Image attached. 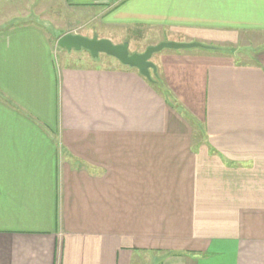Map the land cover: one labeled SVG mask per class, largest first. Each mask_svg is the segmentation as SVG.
<instances>
[{
  "label": "crops",
  "instance_id": "0c3cea01",
  "mask_svg": "<svg viewBox=\"0 0 264 264\" xmlns=\"http://www.w3.org/2000/svg\"><path fill=\"white\" fill-rule=\"evenodd\" d=\"M65 4L117 43L156 30L138 52L210 47L162 49L153 82L114 56L58 64L35 0H0V264H264V44L240 48L264 0Z\"/></svg>",
  "mask_w": 264,
  "mask_h": 264
},
{
  "label": "rangeland",
  "instance_id": "374dc122",
  "mask_svg": "<svg viewBox=\"0 0 264 264\" xmlns=\"http://www.w3.org/2000/svg\"><path fill=\"white\" fill-rule=\"evenodd\" d=\"M35 21L44 28V30L48 33L51 38L53 46L56 48V62L58 64L63 62V55L70 54L72 57L70 60L76 63H85L83 61L84 58H91L94 60V57L91 55L90 51L87 49L81 50H67L64 51L62 47L58 45V37L62 34L72 32V31H79L82 35L88 37L98 36V38H108L112 42L117 43L119 37L121 36V28H117L115 26L107 25L102 23L101 17H92L91 13L85 11L84 9H77V8H68L66 7L65 0H35ZM10 12L6 10L5 7H0V15L5 17L9 15ZM96 31V33H94ZM73 33V32H72ZM129 38H132L130 41L129 49L131 52H138L137 48L142 46L147 41L153 39L156 40V37H159V33L156 30L147 31V29L136 28L129 34ZM167 38L170 39V35H166ZM172 37V36H171ZM251 38H254L250 41V43L244 42V44L240 48L251 49L256 48L257 46H261L264 44V36H260V34H255ZM250 38V39H251ZM258 39V41H257ZM128 41V40H126ZM136 41L139 44H136ZM163 41H176V42H186L183 40H157L156 44H159ZM256 41L258 43H256ZM129 42V41H128ZM203 43V42H202ZM154 44V45H156ZM205 44V43H204ZM207 45V44H206ZM202 47H191V48H184V50H192V49H201ZM233 50V48H231ZM228 49V50H231ZM172 50L171 48H164L163 51ZM227 50V49H226ZM235 50V49H234ZM60 51L65 52L63 54ZM155 52L152 56V59L155 58L156 54L159 53ZM89 56V57H88ZM65 58V57H64ZM97 58L98 60H105L106 62L109 59H113L111 55L101 53ZM95 58V59H97ZM240 58V56H239ZM245 58L241 57L240 59ZM247 59V58H245ZM99 61V62H101ZM196 133L199 135L200 129L196 126ZM196 136L194 141H200V137Z\"/></svg>",
  "mask_w": 264,
  "mask_h": 264
},
{
  "label": "water",
  "instance_id": "95a60500",
  "mask_svg": "<svg viewBox=\"0 0 264 264\" xmlns=\"http://www.w3.org/2000/svg\"><path fill=\"white\" fill-rule=\"evenodd\" d=\"M58 45L67 50H81L87 49L94 58H97L101 53H105L119 59L123 64L136 67L140 73L152 80V71H156L157 65L152 60L155 52L161 51L164 48L182 49L191 47L210 46L199 42H176L163 41L156 45L148 46L143 52H131L129 49V42L114 43L108 38H98V36L88 37L78 33L68 32L61 35L58 39Z\"/></svg>",
  "mask_w": 264,
  "mask_h": 264
},
{
  "label": "trees",
  "instance_id": "16d2710c",
  "mask_svg": "<svg viewBox=\"0 0 264 264\" xmlns=\"http://www.w3.org/2000/svg\"><path fill=\"white\" fill-rule=\"evenodd\" d=\"M151 82H153V79L152 80H150Z\"/></svg>",
  "mask_w": 264,
  "mask_h": 264
}]
</instances>
